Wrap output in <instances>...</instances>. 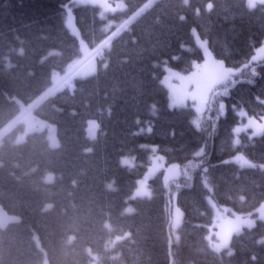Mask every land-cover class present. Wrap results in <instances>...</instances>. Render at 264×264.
I'll return each instance as SVG.
<instances>
[{
	"label": "trees",
	"instance_id": "obj_1",
	"mask_svg": "<svg viewBox=\"0 0 264 264\" xmlns=\"http://www.w3.org/2000/svg\"><path fill=\"white\" fill-rule=\"evenodd\" d=\"M150 1L126 0L124 16ZM104 25L90 4L0 0V131L32 108L55 71L75 70L103 45L111 34ZM193 30L214 57L239 67L264 40V5L158 0L109 44L100 59L106 66L34 108L56 124L59 146L45 132L17 142L24 125L2 138L0 206L19 220L0 228V264H45V257L48 264H92L89 249L100 264H264V221L234 235L231 253L217 254L208 242L209 196L231 213L253 216L264 202V170L229 161L242 153L264 164V135L241 133L236 143L234 133L245 120L241 108L264 116V61L213 91L197 128L193 108H171L161 83L163 64L188 73L204 60ZM90 120L99 126L94 139ZM147 125L151 131H140ZM151 145L182 173L165 184L160 172L149 181L150 197H133L151 164ZM123 156H134L136 165H124ZM49 172L52 182L45 180ZM175 194L183 211L177 234L169 214Z\"/></svg>",
	"mask_w": 264,
	"mask_h": 264
},
{
	"label": "rangeland",
	"instance_id": "obj_2",
	"mask_svg": "<svg viewBox=\"0 0 264 264\" xmlns=\"http://www.w3.org/2000/svg\"><path fill=\"white\" fill-rule=\"evenodd\" d=\"M255 3H256V6L261 4L260 0H255ZM73 4L74 5L90 4V5L97 6L99 8V14L101 18L106 20L105 29L107 31H112L110 34V40L117 39L121 35V33L125 30L127 25L131 26V24H133L136 20H138V18H140V16L143 15L150 7V6L143 7L141 10L137 11L136 13L131 15L129 19L126 20L125 17L121 15L127 8L126 0H73ZM247 4H248V0H247ZM127 21H129V24L125 23ZM193 34L196 37L197 44L203 49L206 59L200 62L196 61L194 64V67H195L194 70L189 73L179 71L173 66L171 67L166 66V69H169V71L165 72L162 78V83L168 91L169 104L172 108H182L187 105H192L195 111L197 112V108H199L200 105L198 103L193 102L190 98H185L183 103L176 102L177 98L180 95H182V93L177 91V89L179 88L181 84V81L175 78L172 74L173 73L180 74L181 76L185 77L186 90L189 93H191L196 90V86L194 83H191L188 80V78L193 77L194 73H196V76L194 77V79L200 80L201 83L203 84L205 82V78L212 79L216 75H218L215 69V64L213 62H222L225 68L232 69L233 75L225 82L215 85L212 91L208 94V101H209V97L213 93V91H217L218 89L225 86L226 84L231 83L233 80H235L239 76H242L243 78V74H242L243 69L246 68L248 65H250V63L253 62L254 64L257 61L259 62L264 61V40L262 41L263 43H261L256 48L255 52L253 53V55L249 58V60L246 63H244L240 67H230V66H227L224 61L220 59L212 58L211 57L212 54L208 49L207 40L200 38L196 30H193ZM78 35L80 36V34ZM80 42H81L83 49L87 48V45L85 46V42L81 38V36H80ZM100 55L101 53H99V57ZM84 59L85 58H83L81 61H83ZM79 63H77V67H79ZM205 64H207V67H205ZM197 65L199 67H196ZM98 66H99L98 56L95 55L91 59L86 61L72 78L89 77L93 75L94 73H96V71L98 70ZM164 66L165 65L163 64V67ZM57 75L58 73H55V86L60 84L59 87H64L66 86V84H68L69 86L73 87L74 83L72 81L67 82V78L60 77V76L58 79ZM169 85H174L176 87H170ZM207 106H208V103L203 106L200 112L196 113L197 117L195 118V120H199V126L201 124L202 116L207 110ZM224 110L225 109L223 107L222 113L225 112ZM238 113L241 117H245L246 121L238 124L234 128L236 143L240 142V139H241L240 134L242 132L246 133V131H248L251 137H259L264 134V116L255 117V116L249 115L244 108H241L240 110H238ZM22 121L23 119L20 122ZM20 122H17L15 125L12 124L8 128L15 127L16 125L20 126L19 124ZM89 123L92 124L90 126L91 134L89 133V135L90 137L94 138L97 135L98 126L97 124H95L94 121H89ZM237 128L239 129V131H237ZM144 129L149 130L151 129V126H147ZM42 130L46 131L47 133L46 135L52 147L59 146V138L57 135L56 125L53 123H50L49 121L45 119L38 118L35 115H31L25 120L24 129L20 131L17 135V142L24 141L29 133H32L35 131H42ZM95 131H96V134L95 135L92 134ZM151 149L153 150V155L151 157V164L149 165L148 170L145 173V175L141 179L138 180V184L133 193V197L151 196V191L149 188V181L151 178H153L160 172H163V178H164L165 184H168L171 180H175L179 178V176L182 173L181 166L178 163L168 164L164 156L156 151V147L152 146ZM235 159H237V161H239L245 167L259 166L260 168L264 169V164L257 165L242 153H238L233 157L234 162L236 161ZM229 161H232V160L230 159ZM122 162L125 165L134 166L135 158L133 156H124L122 158ZM54 179H55V173L53 172H49L45 176V180L47 182H52L54 181ZM209 203L211 204L213 211H214L213 213L214 219L212 222L213 224L211 226V232L208 235V240L210 242L211 248L216 252H222L223 250H226V249L232 251L231 239L233 235L238 234L244 228L253 227L256 224V221L258 220L264 221V206H263L264 204L258 207V209L256 210L257 216L255 217L251 214H241V213H236V212L232 214H228L227 213L228 209L225 207L219 206L211 196H209ZM128 209L131 211L133 209V206L129 205ZM170 209L172 211V230L174 231L175 234H177L179 227L181 226L183 222V211L177 202L176 194L173 196ZM17 220H19V217L8 214L0 206V227H5L11 222L17 221ZM37 242L39 244V240H37ZM89 252L93 257L92 264H100L99 262H97L96 255L92 253L90 249H89ZM45 264H48V259L46 257H45Z\"/></svg>",
	"mask_w": 264,
	"mask_h": 264
},
{
	"label": "snow or ice",
	"instance_id": "obj_3",
	"mask_svg": "<svg viewBox=\"0 0 264 264\" xmlns=\"http://www.w3.org/2000/svg\"><path fill=\"white\" fill-rule=\"evenodd\" d=\"M261 4H264V0H260ZM248 6L250 8H255L256 3L255 0H248ZM211 8V5L208 6ZM215 64V69L218 73L214 78L208 79L205 78V82L202 84L200 80L194 79L196 76V73L193 74V77H189L188 80L191 83H194L196 86V90L194 92L189 93L186 90L185 85V77L181 76L180 74L173 73L172 75L179 79L181 81V84L179 88L177 89L178 92L182 93L177 98L176 102L183 103L185 98H190L193 102L198 103L200 105L199 108H197V112H200L204 105L208 103V94L212 91L215 85L221 84L228 80L233 75V70L225 68L222 62H213ZM196 67H199L198 65ZM205 67H207V64H205ZM166 71H169V69H166ZM253 74H255V70L253 69ZM170 87H176L174 85H169ZM226 94V93H225ZM223 104L220 105V108L223 109ZM194 125L199 128V120L193 121ZM151 131V129H149ZM237 131L239 129L237 128ZM200 152H197V155H200Z\"/></svg>",
	"mask_w": 264,
	"mask_h": 264
},
{
	"label": "bare ground",
	"instance_id": "obj_4",
	"mask_svg": "<svg viewBox=\"0 0 264 264\" xmlns=\"http://www.w3.org/2000/svg\"><path fill=\"white\" fill-rule=\"evenodd\" d=\"M153 28H154V25L151 24V29H153Z\"/></svg>",
	"mask_w": 264,
	"mask_h": 264
}]
</instances>
